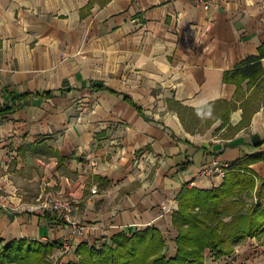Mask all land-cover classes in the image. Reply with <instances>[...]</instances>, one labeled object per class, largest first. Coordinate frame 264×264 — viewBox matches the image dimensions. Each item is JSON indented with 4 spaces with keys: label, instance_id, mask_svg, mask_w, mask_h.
Instances as JSON below:
<instances>
[{
    "label": "crops",
    "instance_id": "obj_1",
    "mask_svg": "<svg viewBox=\"0 0 264 264\" xmlns=\"http://www.w3.org/2000/svg\"><path fill=\"white\" fill-rule=\"evenodd\" d=\"M206 1L0 0V246L55 244L67 264L154 227L171 259L181 190L264 152V80L223 81L264 44V0ZM46 194L77 210L37 207ZM263 234L203 264H264Z\"/></svg>",
    "mask_w": 264,
    "mask_h": 264
},
{
    "label": "trees",
    "instance_id": "obj_2",
    "mask_svg": "<svg viewBox=\"0 0 264 264\" xmlns=\"http://www.w3.org/2000/svg\"><path fill=\"white\" fill-rule=\"evenodd\" d=\"M262 59L264 44L257 48L255 56L226 71L223 81L239 84L248 80L247 85L251 86L264 80ZM46 153L56 155L51 150ZM258 162H264V152L230 163L217 188L181 190L176 198V210L171 214L175 231L173 258L164 255L165 241L160 231L149 227L129 235L117 233L100 249L81 243L75 249L76 262L67 264H203L207 251L214 259L230 255L240 242L260 235L264 227V177L256 179L249 168ZM249 194L255 203L244 210ZM54 245L37 240L10 241L0 246V264H50Z\"/></svg>",
    "mask_w": 264,
    "mask_h": 264
},
{
    "label": "built area",
    "instance_id": "obj_3",
    "mask_svg": "<svg viewBox=\"0 0 264 264\" xmlns=\"http://www.w3.org/2000/svg\"><path fill=\"white\" fill-rule=\"evenodd\" d=\"M196 7H208V2L206 0H191ZM229 164L228 163H219L217 161H212L211 165L202 171H200V175H215L220 179H223ZM95 193V191H92ZM37 207L42 209L50 210L63 218H68L76 209L77 205L73 201L67 199L66 197L60 196H52L46 194L45 197L37 203ZM66 242L63 243V247L67 249L65 245Z\"/></svg>",
    "mask_w": 264,
    "mask_h": 264
},
{
    "label": "rangeland",
    "instance_id": "obj_4",
    "mask_svg": "<svg viewBox=\"0 0 264 264\" xmlns=\"http://www.w3.org/2000/svg\"><path fill=\"white\" fill-rule=\"evenodd\" d=\"M251 203H255V198H253V196H252V194L250 195L249 194V196L248 197H246L245 198V201H244V204H245V206H244V210L248 207V206H250L251 205ZM77 210V209H76ZM75 210V211H76ZM244 210H243V212H244ZM74 211V212H75ZM73 212V213H74ZM72 213V214H73ZM224 219V221H229V218H223Z\"/></svg>",
    "mask_w": 264,
    "mask_h": 264
}]
</instances>
